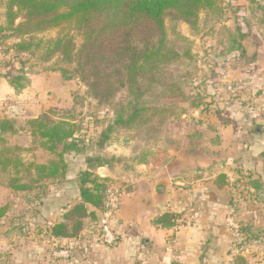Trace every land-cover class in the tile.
Segmentation results:
<instances>
[{
  "label": "rangeland",
  "instance_id": "obj_1",
  "mask_svg": "<svg viewBox=\"0 0 264 264\" xmlns=\"http://www.w3.org/2000/svg\"><path fill=\"white\" fill-rule=\"evenodd\" d=\"M219 5L220 11L202 12L195 27L171 18L166 20L170 45L181 57L169 66L165 73L169 81L180 86L184 96L168 99L156 95L150 100L172 105L168 113L154 114L149 111L145 115V119H150L148 123L136 124L129 128L116 127L109 139L100 145L102 133L113 124L115 110L121 103L128 102V92H120L112 105H100L90 96L88 88L80 80L67 81L72 96L67 99L64 98L66 95L55 96L43 115L46 114L54 122L62 119L73 120L78 126L76 136L82 141L79 145L82 152L65 155L68 163L65 178L57 177L35 185L38 187L37 195L31 194L26 199H32L35 204V209L30 211L29 216L33 215L36 219L39 209L37 220H46L43 227L32 229L31 236L18 229L16 233L5 237L2 232L9 228V222L4 219V224L0 223V240L6 245L4 252H0V264H23L22 250L30 254V264H72L73 250L70 243L67 239L55 241L50 235L52 225L49 222L52 219L59 221L66 208L79 201L80 171L88 170L93 178L104 180L107 189L125 186L130 193V186L124 182L125 176H133L142 162L156 160L162 164L171 156H175V159L184 158V161L190 162L194 168H201L203 165L202 169L207 173V178L216 175V178L220 177L219 181L222 180L233 188L230 201L232 216L239 225L238 233L234 231L235 238L236 234H239L235 249L240 256L236 261L243 263L245 258L241 254L245 253L247 257H251L248 264L264 262V245L260 243H264V175H256L257 171L264 170V146L259 143L260 148L254 152L251 149L252 141L261 139L264 132V97L261 84L264 75V0H221ZM8 6L7 0L0 1V80L9 81L5 77L7 74L17 76L22 70L29 80L36 76L50 75L54 71L46 69L61 66V62L57 57L48 62L44 60V44L35 49L34 55L31 56L27 52L19 53L16 50V44L29 40L30 37L21 39L8 29ZM21 22L23 18L19 15L15 24ZM73 28L68 26L66 30L53 29L37 34L34 41L46 42L57 38L61 33L69 32L75 36L79 46L82 38ZM234 38L241 40L245 52L232 49ZM187 49H190L192 59L184 56ZM260 60L263 62L260 63ZM252 63H258V66L250 71L248 66ZM52 84L54 85V82ZM251 84L253 89L249 88ZM27 122H18L16 128L17 132L21 129L28 133L24 132L15 137L16 139L14 134L3 135L4 138L0 140V161L5 158H18L28 160L27 163L34 165L58 162L62 147L58 146L55 152L49 151L44 144L46 141L38 134L33 135ZM26 140L29 147L24 149L21 144L27 142ZM248 156L253 158L255 177L246 174H240L238 177L233 175L232 179L231 176L223 174L219 176V172L229 166L230 159L237 158L241 164ZM1 166L2 164L0 183L3 185L10 184L11 178L16 175L27 185L32 184L36 176L34 168L29 170L26 166L15 168L11 165L3 171ZM238 166L240 171L242 168ZM253 182L260 183L261 191L252 187ZM43 184L44 188H40ZM36 196L41 197L43 207L39 208L38 202L41 201L36 200ZM103 209L95 210L96 219L85 220L84 230L94 238L95 245L108 247L98 242L95 237V225L102 218ZM18 212L20 215L26 213V210L23 207L18 209ZM168 214L175 216L174 219L177 220L176 213ZM13 216L14 214L11 218ZM23 222H20L21 226H25ZM250 222L258 224L251 227ZM82 236L83 232L79 237ZM13 237L16 238L15 241L11 240ZM15 252L20 254L17 255L18 259L14 260L8 255H16ZM84 262L97 264L89 259ZM246 263L245 260L244 264ZM125 264L141 263L132 258Z\"/></svg>",
  "mask_w": 264,
  "mask_h": 264
},
{
  "label": "trees",
  "instance_id": "obj_2",
  "mask_svg": "<svg viewBox=\"0 0 264 264\" xmlns=\"http://www.w3.org/2000/svg\"><path fill=\"white\" fill-rule=\"evenodd\" d=\"M7 1L8 29L21 39L30 37L29 40L15 45L19 53L34 55L35 49L44 44V60L48 62L57 57L62 64L46 70L60 72L65 81L80 80L88 88L90 96L100 105H112L120 92H128V102L121 103L115 110L113 124L102 133L100 145L109 139L116 127L129 128L136 124L148 123L150 119H145V115L149 111L154 114L171 111L172 105L162 101L151 102L150 99L156 95L168 99L184 96L180 86L169 81L165 73L169 66L181 57L170 45L166 20L171 18L195 27L202 12L221 10V0ZM19 15H22L23 22L16 25L15 21ZM68 26H73L81 36L82 43L79 46L75 36L69 32L61 33L57 38L46 42L34 41L37 34L53 29L66 30ZM232 45V49L237 52L246 51L241 45V40L234 38ZM190 55V49H187L184 56L192 59ZM5 77L18 93L30 85L24 70L17 76L7 74ZM72 121L62 119L54 122L46 114H42L38 119L27 122L32 134H38L46 141L44 144L49 151L55 152L58 146L62 147V151L58 155V162H51L49 165H28L29 170L34 168L36 171L32 184L22 182L19 175L11 178L7 186L12 191L37 195L38 187L35 185L57 177L65 178L68 167L65 155L82 152L79 146L82 141L76 136L78 126ZM17 123L13 119H0L1 141L3 135L17 133ZM0 164L3 171L11 165L15 168L23 167L18 158H5ZM78 186L79 201L73 206H68L59 221L51 226L52 238H78L84 230L85 220L96 219L95 210L104 208L108 190L104 180L93 178L88 170H81ZM39 187L44 188V184ZM260 187V183L254 182L253 188L261 191ZM36 200L41 201V197L36 196ZM90 208L94 210L91 211ZM5 210H0L1 218L5 215ZM174 218L176 217L166 214L161 216L160 223L171 226ZM240 262L239 264H244L243 261Z\"/></svg>",
  "mask_w": 264,
  "mask_h": 264
},
{
  "label": "crops",
  "instance_id": "obj_3",
  "mask_svg": "<svg viewBox=\"0 0 264 264\" xmlns=\"http://www.w3.org/2000/svg\"><path fill=\"white\" fill-rule=\"evenodd\" d=\"M258 63L250 64L248 66L250 71L257 67ZM261 80L264 97V75ZM252 84L249 88L253 89ZM70 95L72 96V93L71 90L69 92L68 82L63 79L60 72L31 78L30 85L21 93H18L8 80L2 79L0 80V119L8 118L20 123L38 119L46 107L53 103L55 96H65L64 98L67 99ZM262 100L264 101V98ZM24 132L18 130L14 138ZM261 136H259L261 139L252 141L253 152L260 148L259 143L264 146V132ZM26 141L21 144L24 149L29 147L28 140ZM250 156L243 162L246 166L243 163L239 164L238 159L233 157L234 159L228 162L229 166L219 172V176L223 174L227 177L231 176L232 179L233 175L238 177L240 174L242 176L246 174L255 177L253 158ZM21 161L25 168H29L28 165L31 163H27L28 160ZM238 165L242 168L240 171ZM220 166L223 168L222 165ZM203 167L202 165L201 168L198 166L194 168L190 162H185L184 158L175 159V156L169 157L168 161L162 164L157 163L156 160L142 162L133 176L124 178V182L130 186V193L123 199L120 210L112 221L117 234L116 245L110 248L95 245L94 238L84 230L81 238L67 239L73 250L72 264L74 262L85 264V259L93 260L97 264H125L132 258H135V261L139 260L141 264H239L236 259L240 254L235 249L238 238L234 237L235 230L230 225L233 223L239 226L232 216L230 201L233 188L222 180L219 181V176L216 178V175H211L207 178L208 175ZM263 172L257 171L256 175L262 176ZM19 193L0 183V210L6 209L5 215L0 217V223L4 224V219L9 222V228L2 232L5 237H9L10 233H16L18 229L31 236L32 229H39L46 222L43 218L37 220V216L40 215L39 209L36 219L33 215L29 216L30 211L33 212L35 209L33 200H26L31 194ZM38 204L40 208L43 207L44 202ZM23 207L26 213L19 215L18 209ZM168 213H176L178 218L171 222L173 225L164 226L160 223V219ZM12 214L14 216L11 218ZM21 221L28 222H23L25 226H21ZM55 222L56 220L52 219L49 224L53 225ZM250 224L252 227L258 222H250ZM14 238L11 240L15 241ZM0 241L2 253L6 245L2 240ZM260 243L264 245L263 242ZM22 251H24L22 263L30 264V254L25 250ZM15 254L8 256L14 260L18 259L17 255L20 252ZM241 255L248 264L250 255L249 257L245 253Z\"/></svg>",
  "mask_w": 264,
  "mask_h": 264
},
{
  "label": "built area",
  "instance_id": "obj_4",
  "mask_svg": "<svg viewBox=\"0 0 264 264\" xmlns=\"http://www.w3.org/2000/svg\"><path fill=\"white\" fill-rule=\"evenodd\" d=\"M127 187L120 186L117 188H108L106 192V200L102 212V218L95 225L96 240L102 244L112 247L117 243V234L113 228L112 221L120 210L123 199L129 196ZM231 227L238 233V227L235 224H230ZM239 237V234H236ZM67 255V252H66Z\"/></svg>",
  "mask_w": 264,
  "mask_h": 264
},
{
  "label": "water",
  "instance_id": "obj_5",
  "mask_svg": "<svg viewBox=\"0 0 264 264\" xmlns=\"http://www.w3.org/2000/svg\"><path fill=\"white\" fill-rule=\"evenodd\" d=\"M148 243H149V242L147 241V243H146V244H147V246L149 247V245H150V244H148Z\"/></svg>",
  "mask_w": 264,
  "mask_h": 264
}]
</instances>
